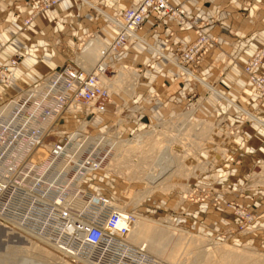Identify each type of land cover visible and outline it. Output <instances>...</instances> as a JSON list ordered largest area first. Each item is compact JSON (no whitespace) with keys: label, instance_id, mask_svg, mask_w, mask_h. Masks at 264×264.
Listing matches in <instances>:
<instances>
[{"label":"rangeland","instance_id":"rangeland-1","mask_svg":"<svg viewBox=\"0 0 264 264\" xmlns=\"http://www.w3.org/2000/svg\"><path fill=\"white\" fill-rule=\"evenodd\" d=\"M4 1L0 0V3ZM58 10L57 6L49 11L39 13V15L45 13L47 19V16L53 18L52 21L55 23H51L56 26L63 22L66 24L67 21L56 22ZM33 11H35V7L32 8L31 12ZM111 17L107 18L108 25L111 32L114 33L112 24L115 20L113 16ZM24 20L17 32L19 35L28 31L31 26H24ZM87 38V35H84L76 43L77 47L76 44L68 47L72 52L73 61L76 62L75 57L78 54V60L84 62L86 68L95 63L89 56L83 54L87 42L99 38L102 43L106 44L105 46L101 45L104 50L108 45L103 33L83 42ZM143 43L146 42L143 40ZM156 52L157 55L162 54L159 50ZM10 56L7 58V64L11 59H16L17 65L9 71L10 81L0 85V108L9 100L17 97L21 91L36 86L55 68L51 67L47 71H35L37 78L34 83H24L23 75L17 71L22 57L16 53ZM169 58L164 56L165 61ZM1 62L0 58V64H2ZM72 63L58 65V67ZM245 65L242 67V74L247 76L249 82L248 75L244 73ZM116 66L119 68L124 66L130 70L132 82H136L135 94L130 96L123 92L119 95L120 90L118 91L115 87L110 92L111 100L106 103L105 113L98 116L100 121L97 117L89 119L84 115H78L76 119H73L65 111L54 124L53 129L71 133L79 131L80 126L84 123V131L87 132L88 137L107 135L109 130L113 129L116 131L110 135L113 137L112 141H115L117 136V140L121 142L134 139L138 133L155 131L153 133L160 141L162 145L160 147H163L171 137H177L176 144L171 151L177 157L178 162L184 163L178 169H173L177 165L171 167L169 163L167 167H170L169 170H175V173L163 181L154 182L151 185L153 189L151 195L145 197L138 205H134L133 195L146 187V182L142 177L151 174L148 168H144L143 172L141 171L142 173L139 174L135 165L140 163L141 157L143 158H141V162L144 160L146 163L153 162L152 159L146 158L150 144L123 143L121 145L123 147L119 150L110 147L104 148V144L96 149L91 146L85 149L80 157L90 156L92 159L100 160L102 169L98 171V176L94 177L95 180L87 191L93 195L101 194L111 197L114 203H123L126 208H130V211L134 210L137 215L149 220L157 228L160 239L164 240L165 249L163 248V255L157 254L154 250L147 249L145 251L151 257L165 264H176L167 260V254L176 244L183 258L180 260V264H205L204 260L200 258L204 255L207 256L203 259L210 257L209 264H227L223 261V257L228 252L240 259L245 258L246 262L243 264H252L251 260L264 264V174H260L264 169V128H261L260 124L253 120V116L263 120L260 113L261 107L258 108L259 106L253 104L256 100L264 99V97L257 96L254 87L249 83L253 104L249 100L244 107L236 99L237 101L231 100V103L221 100L217 102L216 107L203 106L200 100L198 101L200 93L195 90L199 85L198 82L201 83L197 69L195 74H190L191 77L185 79L189 81L187 88H184L188 98L186 102L180 104L177 111L171 114L155 117L156 109L154 110L153 107L155 104L162 106L160 92H153L149 87L139 86L137 75L131 66H127L125 63ZM257 72L262 74L258 69ZM202 85L207 94L213 90V87L208 83L205 85L203 82ZM202 85L200 86L202 87ZM18 88L20 89L18 90ZM124 88L131 91L129 86ZM162 88L163 91L166 89L165 86ZM139 93H141V101L138 96L136 98L138 100H135L134 97ZM238 107H242L247 112L243 113ZM191 110H193V118L198 120L197 122L204 121L216 126L214 131L217 134H214L213 138L206 139L205 136L199 135L196 137L195 133H188L178 138L179 132L163 127L164 122ZM229 111L235 113V119L234 117L228 118ZM203 112L204 117L202 116ZM218 112H221V115L214 119L213 113L218 114ZM248 125L256 132L247 133L245 127ZM158 150L162 152L160 148ZM44 157L45 151L41 149L33 154L32 161L38 162ZM186 157L189 158L187 162H185ZM244 159L248 165L244 168L247 169V172L240 174L238 167H242ZM4 230L13 233L12 237L13 235L17 236L15 239L18 242L17 245L20 241L26 243L20 244L21 248L11 249L7 245L9 238H6ZM181 234L182 239L178 240V235ZM129 241L134 247H139L132 240L129 239ZM86 254L87 256H81L78 259L65 258L47 241L31 238L24 234L19 235L0 227V264H26L28 262V264H90L85 262H93L88 259V253Z\"/></svg>","mask_w":264,"mask_h":264},{"label":"built area","instance_id":"built-area-1","mask_svg":"<svg viewBox=\"0 0 264 264\" xmlns=\"http://www.w3.org/2000/svg\"><path fill=\"white\" fill-rule=\"evenodd\" d=\"M65 1L30 0L35 11L26 17L24 26ZM113 17L114 36L89 70L75 65L55 67L36 86L0 108V227L47 240L65 258L78 259L88 253L93 264H165L146 252L141 255L139 247L129 242L136 220L133 211L116 207L111 197L87 191L95 180L92 173L101 169L99 160L80 157L81 146L70 150L71 134L88 137L87 132L53 129L65 111L73 119L78 115L95 119L105 113L110 96L103 78L112 73L128 47L139 41L137 34L146 19H153L155 28L165 19L187 22L185 10L172 0H140ZM194 28L196 39L178 44L173 60L167 59L181 79L189 78L186 72L195 73L217 44L201 25ZM263 58L264 49H258L244 67L255 94L262 97L264 74L257 69ZM16 65V59L0 64V85L10 81L9 71ZM41 149L45 157L33 162V154Z\"/></svg>","mask_w":264,"mask_h":264},{"label":"crops","instance_id":"crops-1","mask_svg":"<svg viewBox=\"0 0 264 264\" xmlns=\"http://www.w3.org/2000/svg\"><path fill=\"white\" fill-rule=\"evenodd\" d=\"M139 1L66 0L58 5L59 13L56 19L59 23L67 21L66 24L63 22L61 25H53L52 23H55L52 21L53 18L47 16V19L44 13L37 15L28 31L19 35L17 32L21 28V23L30 15L34 5L30 0H5L0 3L1 63L7 65V58L11 57L10 55L15 53L20 55L22 60L17 71L23 75L24 83L30 84L37 78L35 71H47L51 67L66 63L73 62L75 66L89 70L92 65L86 68L84 62L78 60V54L75 57L76 62L73 61L72 52L68 47L76 44L84 35L88 38L83 42L96 38L100 33L105 35L109 43L114 33L111 32L107 18L119 15L123 9ZM172 4L185 10L187 22L179 23L174 19H165L158 28H155L153 19H146L138 34L147 44L137 41L117 60V65L125 63L135 70L139 86L149 87L153 92H160L162 106L155 104L153 107L154 110L156 109L155 117L177 111L178 107L188 99L184 88L189 85V81L178 77L177 70L171 62L165 61L164 58L158 59L156 51L159 50L167 57L173 56L178 44L186 45L196 39L194 25H201L202 31L217 42L197 70L201 79V83L198 82L199 85L195 89L200 93L198 101L200 100L201 104L208 108L216 107L217 102L221 100L226 103L239 100L244 107L249 100L253 104L250 85L247 76L242 74V67L255 51L264 48V0H172ZM165 39H168L169 43L164 44ZM91 41H97L100 46L106 45L99 38L90 40L86 45ZM75 46L77 47V44ZM91 59L94 58L91 56ZM115 67L119 68L116 65ZM258 71L264 74V61L258 67ZM128 74L130 75V70ZM103 81L105 83V77ZM203 82L205 85L210 84L213 87L212 91L215 89L214 93L211 91L207 94L202 85ZM132 84L136 85V82ZM163 86L166 87L164 91ZM132 92L131 89L126 93ZM140 94L134 96L135 100L141 101ZM137 96L138 99H136ZM253 105L261 107L260 113L263 118L262 120L252 115L253 120L264 128V99L256 100ZM238 108L243 113L247 112L242 107ZM213 115L215 119L221 115V112L213 113ZM202 116L204 117V112ZM227 116L229 119L236 118L232 111H229ZM191 118L196 120L193 118V112ZM99 119L98 117V121ZM205 123L209 124L214 132L216 126ZM245 130L247 133L256 132L250 125L246 126ZM247 166L244 159L242 167H238V172L240 174L247 172V169H244ZM97 173L95 177L98 176ZM260 174H264V169Z\"/></svg>","mask_w":264,"mask_h":264},{"label":"bare ground","instance_id":"bare-ground-1","mask_svg":"<svg viewBox=\"0 0 264 264\" xmlns=\"http://www.w3.org/2000/svg\"><path fill=\"white\" fill-rule=\"evenodd\" d=\"M113 26H114V24H113ZM137 36L139 37L138 38L139 42H143L141 40L142 37L139 34H137ZM102 50L103 49H101V46L98 44L97 41H91L87 45L83 54L87 55V57L89 56L90 59L92 56L94 58L93 59V62H94V60H96V59L98 60V56ZM169 59L173 60V56H171ZM85 61H86V59H85ZM96 61H95V63H96ZM113 68H114V70L112 71V73H110V75H108V76H105L106 82L104 83V81H103V86L107 90V93L110 96V100H111V95H112L110 92L115 87L118 91L120 90L119 93L124 92V94L127 92V90H125V88H124L126 86H129L133 90V92L135 90L134 89L135 84L134 85L132 84V78L128 74L129 69L126 67H123L122 69H119L116 67H113ZM175 69L177 70L176 67H175ZM84 70H86V69H84ZM181 71L186 72L184 70H181ZM185 74L187 75V77H191L190 74H195V73L186 72ZM191 79H194V78H191ZM127 94H129V93H127ZM132 94H129V95L132 96ZM8 108L6 109V111H8ZM192 112L193 111H186L183 114L179 115L176 119L168 121V122H164L163 127L167 130L168 129L169 130L174 129L177 132H179L178 138H181L182 136H184L185 134H188V133H191V134L195 133L196 137H197V135H199V136H203V137L205 136L206 139L213 138V135L217 134V133H215V131L214 132L212 131L213 129L210 128L209 124H207L205 122H197L196 120H193L191 118ZM84 125L85 124L83 123L82 126H80L79 131L84 130ZM114 131H116V130L110 129L108 134H107V135H109L108 137L106 134H102L101 136H95L94 135V137H92V136L91 137H85L83 134H80L78 132L72 133L70 136V142H71L70 150H74V149L79 148L81 146L80 151H81V153H83L84 150L87 149L88 147L94 146L96 149L98 147H102L103 144H104V146H103L104 148L110 147L111 149L119 150L120 148L123 147V146H121L123 143H132V144H138V143L148 144L149 143L150 148H149V151L146 153V155H147L146 158L152 159L153 162L146 163V160L141 162L143 159L141 157L142 159L140 158V163L138 165H135L136 169H138L137 172H139V174L143 172L144 168H148L149 171L151 172L150 175L142 177L143 180L146 182L145 189L137 191L133 195L134 197L132 199V202L134 205H138L145 197L151 195V193L153 191V189L151 188V185L154 182L163 181L175 173L174 172L175 170H169L170 167L169 168L167 167V165H169V163L171 164V167H173V165H177V167L173 168V169H178L179 166L183 165L184 162H182V163H181V161L178 162L176 160L177 157L175 155H173L172 151H171V149H173L174 145L176 144L177 137H175V138L171 137L163 147H160L162 145L160 144V141L157 140L156 134L154 135L153 132H155V131H148V132L146 131L143 133H138V134H136L134 139L132 138L131 140L122 141V142L117 140V136L115 138V141H112L113 137H111L110 135H112V133H114ZM117 131H118V128H117ZM154 137H155V139H154ZM159 148L162 152H160L158 150ZM149 153H150V156H148ZM188 160H189V158L186 157L185 162H187ZM99 163H100L99 165L102 166V162L100 160H99ZM101 169H102V167H101ZM101 169L94 171V173H92V174L95 176V174L98 171H100ZM115 206L119 207L122 210L123 209L124 210H130V208L129 207L126 208L123 203L120 204V203L116 202ZM131 211H133L135 213L136 220H135L133 226L130 228V232L128 234V236L130 235L129 239L132 240L133 243L139 245V249L141 250L140 254L143 256L147 254V253L144 254V252H147V251H145L147 249L152 250V251L154 250L155 252H157V254L163 255V253H164L163 248L165 249V247H164L165 242L163 239L162 240L160 239V237H159L160 234L158 233L157 228L146 218H143V217H140L139 215H137V213L134 210H131ZM4 232L6 234V238H9V242H7V245L11 249L21 248L20 244L26 243V242L20 241L19 245H17L18 242L15 241V239H17V236L13 235V237H12L13 233H8L6 230H4ZM181 239H182V234L178 235V240H181ZM193 244H194V242H193ZM54 249L57 250V247H54ZM235 254H237V253H235ZM206 256L207 255L200 256V258L202 260H204L205 264H209V261L211 260L210 257L207 259H203ZM181 259L183 260L182 254H181L179 248H177V244H176L175 247L167 254V260H170L171 262L176 263V264H180ZM241 259H243V258H241ZM241 259L236 257L235 255H233L232 253H229V252L225 253L224 257H223V261L227 264H243L246 262L245 258L243 260H241ZM85 262L93 264L89 261H85ZM251 262H252V264H260L256 260H251ZM28 263H26V264H28Z\"/></svg>","mask_w":264,"mask_h":264}]
</instances>
